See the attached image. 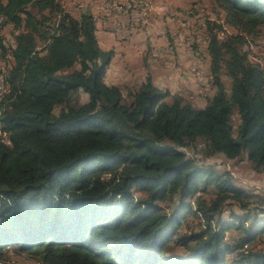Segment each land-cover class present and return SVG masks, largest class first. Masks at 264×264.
Returning a JSON list of instances; mask_svg holds the SVG:
<instances>
[{"label": "trees", "instance_id": "trees-1", "mask_svg": "<svg viewBox=\"0 0 264 264\" xmlns=\"http://www.w3.org/2000/svg\"><path fill=\"white\" fill-rule=\"evenodd\" d=\"M214 1L237 33L210 28L215 93L200 109L151 78L107 84L115 51L102 48L94 14L0 0V57L10 60L0 69V261L264 264L258 196L207 161L264 173V65L245 50L263 32L264 0ZM79 92L86 102H72ZM229 202L243 213L224 218Z\"/></svg>", "mask_w": 264, "mask_h": 264}, {"label": "rangeland", "instance_id": "rangeland-1", "mask_svg": "<svg viewBox=\"0 0 264 264\" xmlns=\"http://www.w3.org/2000/svg\"><path fill=\"white\" fill-rule=\"evenodd\" d=\"M60 2L65 10L75 17L85 12L97 17L99 42L103 49L114 50L115 54L126 52L127 58L123 56L126 61L115 58L114 65L108 69L105 75L107 84L139 83L146 72L149 74L152 68L151 62L160 65L165 61L171 65L164 66H171L169 67L172 68L171 70L162 66H157L156 71L152 70L154 75L160 73L167 77L162 90L169 91L172 95H181L200 109L205 108L207 99L214 95L215 89L209 74L210 59L206 51L210 28L218 31L217 26L223 25L222 36L237 33L236 29L225 22L226 15L214 0H60ZM14 31V26L10 23L3 29L8 46L13 45ZM130 32L134 33L133 37ZM143 32L150 37L157 35L160 42L166 39V45L157 46L153 52L142 37L138 41H133L131 45V41L143 36ZM250 43L245 47L250 58L264 65V29L262 34ZM162 59L164 61H161ZM9 64L8 55L5 58L0 57V69L6 68ZM170 74L168 79L167 75ZM156 78L159 86H163L165 79ZM225 80L229 84V79L225 78ZM87 100L88 95L83 92L72 97L74 103H84ZM165 101L172 102V96L167 97ZM237 123L238 117L235 118V124ZM207 161L216 164L221 170H230L240 188L258 196L256 198L258 203L253 204L252 210L254 211L255 208L257 211L264 210V173H255L248 161L235 163L222 155L208 158ZM228 204L224 210V218L229 217L231 212L243 213L239 203ZM191 218L196 226V221ZM261 239L262 242L256 246L264 249V238ZM174 245H171L170 253H180L181 247ZM0 264H38V262L35 257L9 252Z\"/></svg>", "mask_w": 264, "mask_h": 264}, {"label": "crops", "instance_id": "crops-1", "mask_svg": "<svg viewBox=\"0 0 264 264\" xmlns=\"http://www.w3.org/2000/svg\"><path fill=\"white\" fill-rule=\"evenodd\" d=\"M97 34H98V38H99V30H98V33ZM131 34L132 33L130 32V35ZM133 36H134V33L131 35V37H133ZM140 37L143 38L145 44L148 45L149 48L153 49V52L155 51L154 48H157V46H163V45L165 46L166 45V39L165 40H162L160 42V41H158L159 37L157 35H155L154 37H150L149 34H147L146 32H143V36H138L135 39H133L130 44L132 45L133 44L132 43L133 41H138V39H140ZM134 43H136V42H134ZM179 48H181V47H179ZM123 56H125L127 58L126 52H122L121 54L116 53L115 56H114V58H113V61H112L111 65H110V67H112L114 65L115 58H122L123 61H126V58H123ZM161 61H164V60L162 59ZM151 63H152L151 64L152 65V68L150 69L149 74L146 72V74L143 75L144 77H142L141 81H138L139 83H134V84H131V85H128V84L125 85L124 84V85H119V86H121L123 88H126V89H131V88L132 89H136L141 84L145 83L147 81V79L151 78L152 79V82L154 83V85L157 86L158 88L162 89L164 87V85L166 84V82H167V77L165 75H161L160 73H157L156 75H154L153 71H156L157 66L165 67L164 65H171V64L170 63H167L165 61L162 64H160V65H156V64H154V62H151ZM176 63H177V61H176ZM110 67L108 69H110ZM169 67H171V66H166L165 68L170 69ZM173 67H174V65H173ZM176 72H177V70H176ZM172 75H173V73H172ZM180 75H181V73H180ZM167 76H168V79H169V77L171 76V74L170 75H167ZM185 76L187 77V75H185ZM156 77H163L165 79L164 82H163V86H159V84L157 83V78ZM109 85H118V84L117 83H110Z\"/></svg>", "mask_w": 264, "mask_h": 264}, {"label": "bare ground", "instance_id": "bare-ground-1", "mask_svg": "<svg viewBox=\"0 0 264 264\" xmlns=\"http://www.w3.org/2000/svg\"><path fill=\"white\" fill-rule=\"evenodd\" d=\"M118 5L116 4L115 7H117ZM4 91V89L2 90V92Z\"/></svg>", "mask_w": 264, "mask_h": 264}]
</instances>
